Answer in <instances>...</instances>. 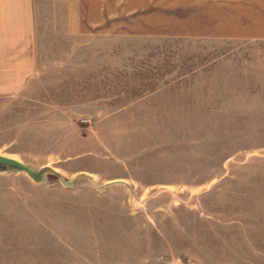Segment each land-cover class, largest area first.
Returning <instances> with one entry per match:
<instances>
[{"label":"rangeland","instance_id":"1","mask_svg":"<svg viewBox=\"0 0 264 264\" xmlns=\"http://www.w3.org/2000/svg\"><path fill=\"white\" fill-rule=\"evenodd\" d=\"M31 4L35 42L0 44V75L21 78L0 92V153L48 166L0 170V213L59 212L21 232L30 264L91 246L99 264H264V39Z\"/></svg>","mask_w":264,"mask_h":264},{"label":"crops","instance_id":"2","mask_svg":"<svg viewBox=\"0 0 264 264\" xmlns=\"http://www.w3.org/2000/svg\"><path fill=\"white\" fill-rule=\"evenodd\" d=\"M65 2L68 5H72L69 6V9L73 8L72 11L77 14L76 19L80 21L74 26L83 27L85 25L86 11L95 13L94 16L88 18L90 22L99 23L107 18L115 17L117 11L139 10L155 13L158 17H161L160 14H164L170 21L175 22L168 24L169 27H196V24L190 21L191 18L196 17L200 20L203 16L204 20L203 22L201 21L202 24L200 26L205 28L206 35L215 34L228 37L264 39V0H124L123 8L117 7L118 0H65ZM31 3L32 0H0V44L35 42L32 36H28L29 39L26 40L20 39L22 21L24 23L23 27L34 28V9L31 7ZM73 5L75 6L73 7ZM6 20L10 22L6 23ZM1 77L3 76L0 75V92L18 89V87H5L3 84L8 80L10 81L9 85H19L21 78L13 80L15 77L11 75ZM57 213L59 212L54 211L44 215L43 213L37 214L28 211H23L22 213H0V255L3 258L0 264H19L20 262L22 264L20 259L22 251L29 253L28 261L24 260L23 264H30L32 259L35 258L33 256L34 249L29 243L27 249L22 250L20 243L21 232L28 229L32 231L34 228L41 232H47L44 226L45 223L43 221L39 223L38 221L42 219H58ZM64 229L65 231L68 230ZM58 241L61 242V239ZM55 244L60 245L57 242ZM41 245L44 244L41 242ZM37 248L40 253V259H43V254L46 253L44 252V246H37ZM65 250L71 252V249L68 250L66 248ZM91 251H93V254L99 252L93 246L88 250L83 249L76 256L77 264H99L96 262L98 260L95 255L92 258V256L87 254ZM47 256L50 257L51 261H59V264H62L60 259L55 258L56 256H49V253H47ZM4 257H7V259H4Z\"/></svg>","mask_w":264,"mask_h":264},{"label":"water","instance_id":"3","mask_svg":"<svg viewBox=\"0 0 264 264\" xmlns=\"http://www.w3.org/2000/svg\"><path fill=\"white\" fill-rule=\"evenodd\" d=\"M6 168L21 169L25 171L33 180L39 181L42 179L43 171L48 169V166H42L34 170L29 165L24 163L23 161L15 157L0 153V170L6 169Z\"/></svg>","mask_w":264,"mask_h":264}]
</instances>
